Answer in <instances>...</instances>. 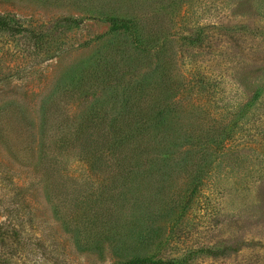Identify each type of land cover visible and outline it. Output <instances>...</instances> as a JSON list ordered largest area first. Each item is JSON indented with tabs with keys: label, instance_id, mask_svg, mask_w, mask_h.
Masks as SVG:
<instances>
[{
	"label": "rangeland",
	"instance_id": "374dc122",
	"mask_svg": "<svg viewBox=\"0 0 264 264\" xmlns=\"http://www.w3.org/2000/svg\"><path fill=\"white\" fill-rule=\"evenodd\" d=\"M103 1L0 0V14L25 27L15 35L0 32L3 124L9 107L36 110L45 93L59 94L90 74L97 50L91 45L110 32L109 22L93 13ZM171 17L164 48L178 73V97L200 111L195 117L229 131L191 198L183 194L188 179L171 181V199L189 200L185 211L164 213L140 235L146 217L122 196L107 202L81 159L64 162L57 150L56 161L43 158L44 175L36 136L14 149L21 163L0 144V173L10 178L0 191V264H124L139 255L156 264H264V0H184ZM25 136L12 133L15 141ZM78 210L95 214L89 217L97 227L116 211L120 234L108 244L86 240L93 236L86 229L79 237L66 223Z\"/></svg>",
	"mask_w": 264,
	"mask_h": 264
},
{
	"label": "trees",
	"instance_id": "16d2710c",
	"mask_svg": "<svg viewBox=\"0 0 264 264\" xmlns=\"http://www.w3.org/2000/svg\"><path fill=\"white\" fill-rule=\"evenodd\" d=\"M183 1L99 2L101 9L93 13L109 22L110 32L91 45L97 50L91 56L90 74L81 75L59 94L45 93L36 110L12 106L6 113L8 123L3 124L0 118V144L5 145L11 159L21 163L14 149L32 136H36L35 157L41 161V174L46 175L48 168L43 158L50 156L56 161L57 150L64 162L70 157L81 159L94 176L95 190L104 194L107 202L115 203L122 196L134 213L141 211L146 217L148 225L140 233L143 236L164 213L181 215L185 211L189 200L177 195L171 199L170 189L176 184L171 181L177 176L178 180L188 179V193L183 194L191 198L229 136L222 124L203 115L202 119L195 117L200 111L189 110L178 97V73L173 72V58L165 57L164 47L171 14ZM161 16H165L164 21ZM23 30L17 19L0 14V32L15 35ZM170 69L173 76L168 74ZM77 101L79 106L71 108ZM2 113L1 109L0 116ZM48 121L56 122L48 125ZM12 133L26 136L15 141ZM9 180L0 173L1 192L10 185ZM74 213L67 215L66 223H74L73 232L79 237L85 229L93 235L85 236L86 240L97 242L101 237L108 244L122 230L114 218L116 211L111 213L113 218L101 220L100 227L89 217L95 214ZM86 218L88 221L77 220ZM129 222L133 223L131 218ZM114 242L120 249L118 241ZM147 257H131L124 264H150Z\"/></svg>",
	"mask_w": 264,
	"mask_h": 264
}]
</instances>
